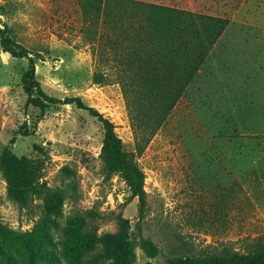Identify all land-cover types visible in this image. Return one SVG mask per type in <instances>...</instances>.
Instances as JSON below:
<instances>
[{"label":"rangeland","instance_id":"1","mask_svg":"<svg viewBox=\"0 0 264 264\" xmlns=\"http://www.w3.org/2000/svg\"><path fill=\"white\" fill-rule=\"evenodd\" d=\"M138 1L230 21L136 157L141 212L138 197L102 164L97 118L52 102L79 98L134 153L120 87L92 83L95 48L82 39L78 0H0V31L9 39L3 47L0 37V264H95L102 239L120 228L125 239L157 248L138 245L135 264L223 246L245 253L264 236V0ZM8 153L23 166L25 205L7 194Z\"/></svg>","mask_w":264,"mask_h":264},{"label":"trees","instance_id":"2","mask_svg":"<svg viewBox=\"0 0 264 264\" xmlns=\"http://www.w3.org/2000/svg\"><path fill=\"white\" fill-rule=\"evenodd\" d=\"M78 2L83 19L82 39L95 48L92 83H115L120 87L134 137V153L124 151L115 125L79 98L52 102L74 104L97 118L103 129L102 164L110 173L120 175L133 198L138 197L141 212L144 175L136 157L166 123L230 21L138 0ZM0 37L6 47L8 37L2 31ZM30 63L32 74L34 64L32 60ZM27 84L32 88L34 81L28 80ZM2 171L9 199L25 205L27 192L17 183L22 163L8 153ZM123 230L102 239L101 258L95 264H135L138 245L149 252L157 250L148 239L139 244L125 239ZM166 264H264V236L253 240L245 253L223 246L209 253L174 256Z\"/></svg>","mask_w":264,"mask_h":264}]
</instances>
